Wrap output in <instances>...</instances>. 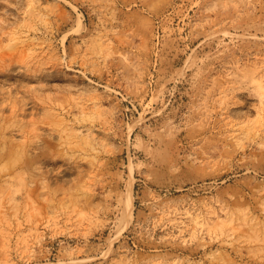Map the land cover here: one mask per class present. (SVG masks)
I'll list each match as a JSON object with an SVG mask.
<instances>
[{
  "label": "rangeland",
  "instance_id": "1",
  "mask_svg": "<svg viewBox=\"0 0 264 264\" xmlns=\"http://www.w3.org/2000/svg\"><path fill=\"white\" fill-rule=\"evenodd\" d=\"M0 264H264V0H0Z\"/></svg>",
  "mask_w": 264,
  "mask_h": 264
},
{
  "label": "bare ground",
  "instance_id": "2",
  "mask_svg": "<svg viewBox=\"0 0 264 264\" xmlns=\"http://www.w3.org/2000/svg\"><path fill=\"white\" fill-rule=\"evenodd\" d=\"M133 186L130 184L127 187V193H126V200L124 202L123 206V212H124V218L123 223L119 227V231H121L124 227H126L129 223H131L133 219Z\"/></svg>",
  "mask_w": 264,
  "mask_h": 264
}]
</instances>
